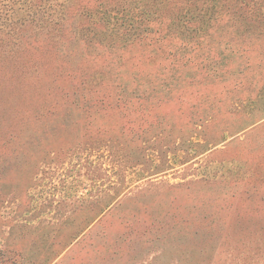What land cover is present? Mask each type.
<instances>
[{
  "label": "rangeland",
  "instance_id": "rangeland-1",
  "mask_svg": "<svg viewBox=\"0 0 264 264\" xmlns=\"http://www.w3.org/2000/svg\"><path fill=\"white\" fill-rule=\"evenodd\" d=\"M0 264H264V0H0Z\"/></svg>",
  "mask_w": 264,
  "mask_h": 264
}]
</instances>
